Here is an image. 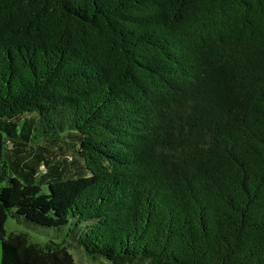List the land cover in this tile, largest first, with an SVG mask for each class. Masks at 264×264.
I'll return each mask as SVG.
<instances>
[{
  "label": "trees",
  "instance_id": "trees-1",
  "mask_svg": "<svg viewBox=\"0 0 264 264\" xmlns=\"http://www.w3.org/2000/svg\"><path fill=\"white\" fill-rule=\"evenodd\" d=\"M74 252L264 264V0H0V264Z\"/></svg>",
  "mask_w": 264,
  "mask_h": 264
},
{
  "label": "rangeland",
  "instance_id": "rangeland-1",
  "mask_svg": "<svg viewBox=\"0 0 264 264\" xmlns=\"http://www.w3.org/2000/svg\"><path fill=\"white\" fill-rule=\"evenodd\" d=\"M5 230L7 232H10V231H25V229L21 225H18V224H16L15 222H13L11 220H7V222L5 224ZM28 232L31 235L33 241L40 242V241H43V239L45 238L44 236L35 234L33 232H30V231H28ZM74 260L77 262V264H108L105 261H98V262L89 261V260L85 259L82 255H80V253H75L74 254Z\"/></svg>",
  "mask_w": 264,
  "mask_h": 264
}]
</instances>
